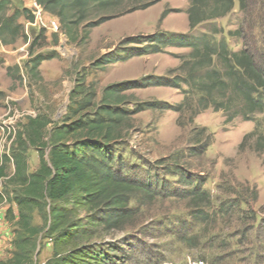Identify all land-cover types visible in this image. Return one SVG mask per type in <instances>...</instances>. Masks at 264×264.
<instances>
[{"label":"rangeland","instance_id":"374dc122","mask_svg":"<svg viewBox=\"0 0 264 264\" xmlns=\"http://www.w3.org/2000/svg\"><path fill=\"white\" fill-rule=\"evenodd\" d=\"M20 1L25 7L29 0H11L10 12ZM188 6L189 0H159L113 16L86 35L83 24L71 37L44 29L33 55L27 58L29 46L20 50L21 40L0 49V154H10L26 117L46 116L48 128L58 122L81 77L85 85L91 84L97 99L110 84L154 82L124 92L128 108L144 109L133 115L132 128L115 146V155L123 174L151 184L159 181L158 186L163 181L178 193L169 195L167 189L159 193L154 187L159 192L152 189V197L138 195L129 203L133 217L99 240L118 247L119 264H264V141L258 137L259 132L264 135L263 115H243L245 110L230 86H217L210 95L200 90L216 83L213 70L220 72L222 63L213 57L209 66L203 62V67H195L190 47L172 46L105 63L109 58L135 54L148 42L130 40L153 33L189 38L206 35L225 40L231 51L256 42L264 54V0H245L243 7L235 2L224 16L193 29L187 19ZM33 31L34 36L39 34ZM123 39L125 43L119 44ZM35 55L43 60L38 75H30L27 64ZM11 66L18 68L6 72ZM27 162L30 171L38 166L34 148L27 150ZM176 166L190 177L187 183L181 172L173 173ZM12 172L9 162L8 176ZM193 187L205 191L209 203L195 206L191 196L183 195ZM6 208L7 204L0 206V261L12 257L14 251L16 226L5 218ZM41 223L35 213L33 224ZM50 254L51 243L41 233L35 240L32 264H44Z\"/></svg>","mask_w":264,"mask_h":264},{"label":"trees","instance_id":"16d2710c","mask_svg":"<svg viewBox=\"0 0 264 264\" xmlns=\"http://www.w3.org/2000/svg\"><path fill=\"white\" fill-rule=\"evenodd\" d=\"M157 1L36 0L48 13L57 17L60 30L70 37L81 24L86 35L91 28L113 16L144 9ZM244 1L189 0L186 11L189 28L224 16L235 2L243 7ZM10 3L11 0H0V43L4 46L25 41L22 19H31L21 1L11 12ZM164 15L165 12L159 21ZM43 36V29L33 35L28 47L30 56L35 43ZM132 41L148 43L137 49L135 54L109 58L105 63L157 53L168 46L190 47V57L197 61L195 67H203V62H208L209 66L213 57L222 63L221 73L213 70L212 77L216 83L200 90L210 95L217 86H230L233 94L239 97V107L245 110L243 115L252 118L248 115L262 114L264 125V54L261 55L263 50L256 42L250 47L231 51L225 40L215 41L206 35L189 38L153 33L134 37ZM256 53L260 54L258 58ZM42 60L43 57L35 55L28 61L30 75H38ZM2 62L0 57V64ZM17 68L6 67V72ZM153 83L144 79L110 84L102 89L97 99L91 84L85 85L84 77H81L71 90L66 111L58 122L48 128L50 120L46 116L26 117L14 136L10 154H0V206L7 204L5 218L14 221L16 226L12 257L0 261V264H32L35 240L41 233L51 243V254L44 264H119L118 247L99 240L100 236L119 229L133 217L129 203L138 195L150 198L154 191L162 193L166 189L169 195L178 193L169 190L163 181L158 186L159 181L151 184L123 174L120 158L115 155V146L124 141L132 128L133 115L144 109L128 108L124 92ZM186 84L191 85L188 80ZM258 137L264 141L260 132ZM30 147L38 153V166L31 171L27 162ZM261 148H264V143ZM9 162L13 165V172L8 176ZM175 168L173 173L181 172L180 177L187 183L190 177L183 176L180 167ZM183 195L191 196L195 206L200 202L209 203V195L198 187L186 190ZM12 205L16 207V214ZM35 213L42 221L40 225L33 224Z\"/></svg>","mask_w":264,"mask_h":264},{"label":"built area","instance_id":"2783aa9c","mask_svg":"<svg viewBox=\"0 0 264 264\" xmlns=\"http://www.w3.org/2000/svg\"><path fill=\"white\" fill-rule=\"evenodd\" d=\"M25 8H27L31 19H22L23 33L26 36V40L22 41L23 45L20 50L29 46V43L33 37V30L49 29L53 34L61 35L60 23L54 15L48 13L36 0H29ZM0 49L5 50L4 45L0 43ZM26 58L29 57V50L25 51ZM3 222V216L0 214V225Z\"/></svg>","mask_w":264,"mask_h":264},{"label":"crops","instance_id":"0c3cea01","mask_svg":"<svg viewBox=\"0 0 264 264\" xmlns=\"http://www.w3.org/2000/svg\"><path fill=\"white\" fill-rule=\"evenodd\" d=\"M23 1H26V0H23Z\"/></svg>","mask_w":264,"mask_h":264}]
</instances>
